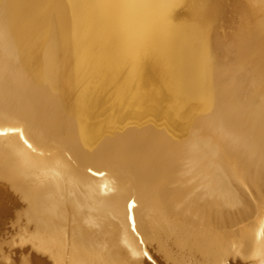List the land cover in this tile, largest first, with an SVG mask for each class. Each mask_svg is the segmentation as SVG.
Wrapping results in <instances>:
<instances>
[{
	"label": "bare ground",
	"instance_id": "bare-ground-1",
	"mask_svg": "<svg viewBox=\"0 0 264 264\" xmlns=\"http://www.w3.org/2000/svg\"><path fill=\"white\" fill-rule=\"evenodd\" d=\"M1 1L14 9L0 7V50L30 64L25 71L0 52V127L23 128L33 145L17 132L0 135V180L23 204L15 242L29 245L17 244L5 264H222L224 256L260 264L264 60L252 39L264 26V0ZM37 36L53 46L56 66L38 52ZM102 79L112 80L105 91ZM193 103L198 112L186 116ZM187 153L209 166L216 203L234 206L200 222L232 231L197 228L196 213L198 224L187 223L194 212L178 202L193 196L186 173L194 169L177 173ZM175 181L173 206L160 192ZM206 199L196 201L203 210ZM169 202V215L190 214L187 224L176 216L160 223Z\"/></svg>",
	"mask_w": 264,
	"mask_h": 264
},
{
	"label": "rangeland",
	"instance_id": "rangeland-1",
	"mask_svg": "<svg viewBox=\"0 0 264 264\" xmlns=\"http://www.w3.org/2000/svg\"><path fill=\"white\" fill-rule=\"evenodd\" d=\"M1 2H5V0H2ZM1 7V6H0ZM7 7V9H8V7H10L9 8V10H10V12H13V9H14V7L12 6V5H10V6H6ZM6 7H4V8H2V10H5V8ZM8 10V11H9ZM7 10H5V12L7 13L8 12ZM5 13L4 11H1V13ZM10 12H8V13H10ZM2 15V14H1ZM4 15V14H3ZM4 17H6V16H4ZM259 29H260V27L258 28V29H255L254 30V32L256 33L257 31H259ZM262 29H263V32H264V26L262 27L261 26V31H259L260 32V34L258 35V37L259 38H257V37H255V34H253V39H252V45L254 44V46H253V48L255 49V55L257 54L258 56L257 57H259V55L261 56L260 58H259V60L258 61H263L264 60V40H262V36H261V33H263L262 32ZM257 30V31H256ZM259 32H257V34L259 33ZM263 36H264V33H263ZM39 36H37V38H38ZM41 39H39L38 38V41L39 42H41V43H38V41L36 40V42L38 43H34L37 47H39L38 49H39V53H43V54H45V58H46V60H47V63L50 65V66H56V63H57V57L55 56V55H53L54 54V49H53V46L51 45V43L49 42V41H47V40H45L43 37H40ZM48 43V45H47V43ZM257 42V43H256ZM40 44H41V46H43V48H45V47H47V48H45V49H43L42 47H41V50L43 49V51H41L40 50ZM34 45V46H35ZM47 45V46H46ZM260 46V47H258V46ZM48 47H49V51H47V49H48ZM256 47L258 48V49H256ZM5 49V50H4ZM7 49H9L8 51H10V52H8L7 51ZM53 49V50H52ZM1 50H3V52H2V57L3 58H5V59H9L8 61L11 63L12 62V64L13 65H15L16 63H18V62H22L23 61V57H25L24 55H20V53H19V55H18V53H16V51H14V49H10V47L8 48V47H3ZM1 50H0V52H1ZM46 51V52H45ZM257 51H259V52H257ZM7 52V53H6ZM259 53V54H258ZM10 54V55H9ZM14 54V55H13ZM18 56H17V55ZM48 54H50V56L48 55ZM262 54V55H261ZM5 55V56H4ZM49 57H48V56ZM12 56V57H11ZM14 56L17 58H20V57H22L21 58V60L20 59H18L19 61H17V60H14ZM54 56H55V58H54ZM51 57V58H50ZM13 58V59H12ZM15 58V59H16ZM27 58V57H26ZM26 58H24V61L23 62H25V60H26V62L25 63H21V64H16V65H21L20 67H22V68H24L25 69V71H27L29 68H28V66H29V64H30V61H29V57L26 59ZM50 58V59H49ZM53 58V59H52ZM258 59V58H257ZM261 59V60H260ZM30 60H31V57H30ZM53 61H54V64H53ZM27 62H29V64L27 63ZM56 62V63H55ZM49 68V67H48ZM52 70V69H51ZM50 69H49V71H47V69H45V72L47 73V72H49L50 73V71H51ZM49 73H47V74H49ZM108 80H110V81H108ZM107 80V82H109L108 84L106 83V81H104L103 79L100 81V82H104L103 84H101L100 85V88L102 87V85H103V87H105V85H109L111 82H112V80L111 79H108ZM99 81L97 82V84L99 83ZM102 87V88H103ZM101 88V89H102ZM103 90L105 91V89L103 88ZM103 90H101V93H103ZM100 91V90H99ZM100 93V92H99ZM64 101V102H63ZM62 101V104L63 105H65L64 107V109H67L68 107H70V109L72 108V109H74V105L72 104V103H70V102H68L67 100H63ZM66 102V103H65ZM70 103V104H72L71 106H70V104L68 105V104ZM108 105V101L107 102H105L102 106L103 107H106ZM76 107V106H75ZM111 108V107H110ZM111 110H113L114 111V113H115V115H116V113L117 112H115L117 109H116V107H113ZM198 110H199V106L196 104V103H193V104H191L189 107H188V109H187V112H186V116H190V115H193V114H195V113H197L198 112ZM206 115V114H205ZM206 117V116H205ZM204 124L206 125V126H209V127H215V126H217L216 124H215V122L212 120V118H210V117H206L205 118V120H204ZM200 135V134H199ZM198 135V136H199ZM219 135V134H218ZM183 149H185V148H181V150H183ZM186 150V149H185ZM183 154V153H182ZM184 155L186 156V154L184 153ZM187 156H189L188 157V159L190 160H188L186 157H184V158H186L185 159V161H184V159H183V161H182V163L184 162V163H186L187 164V167H188V169H187V167L185 168V166H184V170L182 171V169H183V167L181 166V165H184V163L182 164L181 163V161L179 162L180 164V166L178 165V167H177V170L179 169L180 171L178 172L177 170V173H178V175H180L181 173V175L182 176H184L185 177V175H183L184 173H186L187 172V170H190L189 168H193L194 170H191V171H188L187 173H186V176L188 175V173H189V175H191V176H188V180H190L189 182H191L192 184H190V185H192L193 186V192L191 191V195H193L192 197H188L187 198V201H184V200H179V202L178 203H180V204H183V203H186L190 208H188V211H190V212H194V214L192 213V216H190V221H186L187 219H185V217H182V216H180L179 214L177 215L176 213H175V215H173L174 214V212H175V210H173V211H171L170 209V207L172 206V204L169 202V204H171V205H169V209L168 208H163V210H161L162 212H164L163 214L165 215H159V221H160V223L163 225H167V223H170V222H172L173 221V219L175 220V218L178 220V221H180V222H183V223H185V224H189L190 225V222L192 223L193 221H194V225L195 224H198L200 221H202V219L204 220V219H209L210 221H211V219L212 218H214V215L216 216L217 215V211L219 210H223L224 208H227V207H229V205L231 204L232 205V203H230V204H227V205H224V206H220L218 203H216L217 202V199H216V197L218 198V196L217 195H215L214 193H211L210 191H207V188H208V186L209 185H207L205 182V180H207V177L206 176H204L205 174H207V171L209 170V166L206 164V163H204L202 160H199L198 161V159L196 158L197 156L195 155H192L194 158H192L191 157V154L189 153H187ZM181 158H183L182 156H181ZM195 159H196V161H195ZM187 160H188V163H187ZM192 161V162H191ZM200 161H202V163L200 162ZM190 162V163H189ZM199 163V164H198ZM188 164H192L191 165V167L188 165ZM198 165H199V167H198ZM206 166V168H204ZM207 167H208V169H207ZM202 171H201V170ZM186 170V172H184ZM191 172V173H190ZM192 172H193V174H192ZM176 173V172H175ZM176 173V174H177ZM197 175V177H195V178H193V176H196ZM203 175V176H202ZM182 176H179L180 177V180L182 179V181H183V179H185V178H187V177H185V178H183ZM201 176V177H200ZM178 177V178H179ZM189 177L191 178V179H189ZM205 177V178H204ZM193 178V179H192ZM201 178V179H200ZM198 179V180H197ZM179 179H176V181H178ZM179 180V181H180ZM175 181V183L173 184L172 182H174V181H172L171 183H163L162 185H161V187H169L170 189H167V187L166 188H161V187H159V188H161V190H167V191H164L165 193H163V191L162 192H160V198L162 199L163 197L164 198H167L168 196H169V198H171L172 200H173V206H174V199L175 200H177L176 199V196L178 195V191H177V187L180 185H187V183H185L184 184V181H186L187 182V179H185L184 181H183V183H182V181H180V183H182V184H179V185H177L176 182ZM0 182L3 184V187H2V189L0 190V195H1V197H3L4 198V203H5V208L2 210V212H0V261L2 262L1 264H5L6 263V261H8L9 259H10V256L12 255V253H14V251L17 249V247H22V245L21 244H19L18 242L16 243L15 241H16V239L18 238L17 236H18V226H19V222H22L23 223V221H21L23 218H22V214H20V213H18V212H16V210L18 209V207L20 208L21 206H23V204L21 203V201L19 200V196L17 195V193L14 191V190H12L10 187H9V184H8V182H6V181H4L3 180V182H2V180H0ZM189 182H188V184H189ZM179 183V182H178ZM175 184H176V187H175ZM196 184V185H195ZM185 185V186H186ZM207 187H206V186ZM197 187V188H194V187ZM175 188H176V190H175ZM206 188V189H205ZM195 189V190H194ZM171 192H169V191ZM174 190V191H173ZM199 190V191H198ZM176 191V192H175ZM202 191H203V193H202ZM167 192V193H166ZM16 193V194H15ZM169 193H170V195H169ZM173 193H174V195H173ZM202 193V194H201ZM207 193V194H206ZM198 194V195H197ZM166 195H168V196H166ZM173 195V196H172ZM214 195V196H213ZM203 198H207L206 200L208 201V202H206V203H208V204H210L209 205V210L208 209H206V210H203L202 208H200L201 206L196 202L197 200H199V199H201L202 197ZM205 196V197H204ZM174 199H173V198ZM201 197V198H200ZM196 198V199H195ZM171 199H169V201L171 200ZM192 199V200H191ZM214 199V200H213ZM166 201V199H163V201ZM183 201V203H181ZM167 202H168V200H167ZM195 202V203H194ZM239 202V201H238ZM193 203V204H192ZM176 204V203H175ZM179 204V205H180ZM196 204H197V206H196ZM240 204H243V205H241V207L243 208V209H245L246 208V203H239L238 205H240ZM230 205V206H231ZM194 206H195V208H194ZM233 206V205H232ZM16 207V209H14ZM197 207V208H196ZM234 207V206H233ZM175 208H178L177 206L175 207ZM202 209V210H200V209ZM14 209V210H13ZM172 209H173V207H172ZM194 209V210H193ZM198 209V210H197ZM217 211H216V210ZM170 210V213H173V214H170L169 215V211ZM191 210H193V211H191ZM215 210V211H214ZM196 211V212H195ZM199 212V214H197L198 212ZM213 211H214V213H213ZM219 211H218V213H219ZM161 212V213H162ZM168 212V213H167ZM201 212H203L202 214H200ZM216 212V213H215ZM15 213V214H14ZM195 213H196V215H199V217H198V219L196 218V215H195ZM16 214H17V216H16ZM20 214V216H21V218L19 219V217L20 216H18ZM187 215L189 216L190 214H188L187 213ZM168 216H169V218H168ZM172 216V217H171ZM176 216V217H175ZM188 216L186 217V218H188ZM24 217V216H23ZM171 217V218H170ZM175 217V218H174ZM178 217H180L179 219H178ZM195 217V218H194ZM201 217V218H200ZM166 218V219H170L168 222H167V220H166V222L165 221H163L164 219ZM173 218V219H172ZM200 218V219H199ZM161 219V220H160ZM172 219V220H171ZM184 219V220H183ZM191 219H197V220H199L198 221V223H197V221L196 220H193V221H191ZM188 220H189V218H188ZM187 223H186V222ZM163 222V223H162ZM166 224H165V223ZM18 223V224H17ZM206 224V223H205ZM204 223L202 224V222H200L199 224H198V226L196 225V227L197 228H201V229H205V230H208V229H210V230H218V231H222V232H229V231H232L233 230V227L232 226H230V225H225V226H222L221 224L218 226V225H216V226H218L217 228H215L214 229V227H215V224L213 225L212 223H207L208 225H205ZM203 225H205V226H203ZM221 226V227H220ZM235 231V230H234ZM235 234V235H234ZM239 233L238 232H234L233 233V235L234 236H237ZM18 240V239H17ZM164 240V239H163ZM19 246H18V245ZM165 244H167L166 242H165ZM16 245V246H15ZM24 245V244H23ZM27 246H23L21 249H25V250H27L28 251V249H29V245L28 244H26ZM227 245L230 247V248H234V246H235V242L234 241H232V240H229L228 242H227ZM173 252H176V253H180V251L179 250H174L173 249ZM38 253V252H37ZM40 253V252H39ZM148 253V252H147ZM41 254V253H40ZM6 255V256H5ZM9 255V256H8ZM42 255H43V253H42ZM148 255H150V253L148 254ZM44 256V255H43ZM151 256V255H150ZM182 256H183V259L185 260V261H190V259L192 260V257H191V254L190 253H188V252H183L182 253ZM2 257V258H1ZM45 257H46V254H45ZM146 257V256H145ZM147 258H150L149 256L147 257ZM162 259V261H163V258H161ZM160 259V260H161ZM254 259V258H253ZM253 259H250V258H241V257H226V256H224V258H223V262H222V264H255V262H256V264H258L259 263V258H255L254 260ZM259 259V260H258ZM258 260V261H257Z\"/></svg>",
	"mask_w": 264,
	"mask_h": 264
},
{
	"label": "snow or ice",
	"instance_id": "snow-or-ice-1",
	"mask_svg": "<svg viewBox=\"0 0 264 264\" xmlns=\"http://www.w3.org/2000/svg\"><path fill=\"white\" fill-rule=\"evenodd\" d=\"M8 132H17L20 135V138L23 140L24 144L27 145L29 148H32L33 145L32 143L29 141V139L26 137L23 128L20 127H0V135H4ZM135 200H132L129 204H128V208H132L135 206ZM132 220V227L135 228V218L134 216L129 217ZM259 236L261 238L262 241H264V220L261 221V227L259 230ZM144 255L147 256L148 253L147 251L144 252ZM260 264H264V257L261 258V262Z\"/></svg>",
	"mask_w": 264,
	"mask_h": 264
}]
</instances>
